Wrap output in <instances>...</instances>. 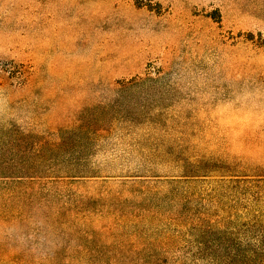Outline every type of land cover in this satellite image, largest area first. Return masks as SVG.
Returning a JSON list of instances; mask_svg holds the SVG:
<instances>
[{
    "label": "rangeland",
    "instance_id": "obj_1",
    "mask_svg": "<svg viewBox=\"0 0 264 264\" xmlns=\"http://www.w3.org/2000/svg\"><path fill=\"white\" fill-rule=\"evenodd\" d=\"M0 264H264V0H0Z\"/></svg>",
    "mask_w": 264,
    "mask_h": 264
}]
</instances>
